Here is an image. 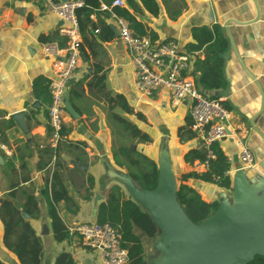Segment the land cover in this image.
Here are the masks:
<instances>
[{
	"label": "crops",
	"instance_id": "0c3cea01",
	"mask_svg": "<svg viewBox=\"0 0 264 264\" xmlns=\"http://www.w3.org/2000/svg\"><path fill=\"white\" fill-rule=\"evenodd\" d=\"M136 1L137 10L130 8L126 0L122 7L130 10L146 35L159 41L177 40L180 51L190 56L191 67L195 57L204 58L203 51L189 54L186 50L187 43L193 41L194 27L219 24L225 31L226 22H243L229 23L233 43L230 42L225 54L227 87L212 93L229 103L231 132L252 150L255 168H244L235 136H230L220 144L229 161L232 189L199 178L184 181L206 202L225 200L233 204L234 179L239 172L246 173L251 186L264 178V0H255L256 4L253 0H157L158 16L150 14L140 0ZM113 7L91 14L94 23L110 27L113 37L103 40L98 29L87 33L86 41L82 37L81 60L66 93L78 117L65 109L63 138L53 148L48 124L50 95L48 92V96L37 97L33 83L38 77L50 82L66 56L67 37L60 32L63 22L47 11L45 0H0V132L8 149L0 148V204L8 198L21 207L26 202V193L34 192L39 214L30 217L23 213V216H27L24 218L41 240L42 264H54L62 252H70L76 264H103L97 250L85 247L78 238L56 239L42 190L59 158L67 164L64 176L73 200L71 208L78 207L74 213L65 201L58 203V213L65 226L96 221L99 205L108 202L112 188L125 189L115 175L127 171L115 159V149L119 148L122 137H119L121 127L114 114L133 122L152 138L151 143L133 139L135 149L156 162L162 150L168 151L178 183L184 174L203 171L199 161H185L191 149L203 145L201 139L179 136V129L191 118V101L174 105L166 88L153 96L137 90L129 51L114 31L119 30V24L113 16H118ZM104 35L110 33L105 29ZM50 41L59 43L60 56L53 58L43 54V43ZM100 75L104 79L103 88L99 84ZM119 96L127 102L130 113L119 107V99L116 100ZM18 112L24 114V128L12 117ZM11 192H14L12 196ZM134 231L145 247L146 262L157 260L160 252L154 243L159 234L150 238L137 227ZM3 236L0 218V260L5 264H21L15 253L5 246Z\"/></svg>",
	"mask_w": 264,
	"mask_h": 264
},
{
	"label": "trees",
	"instance_id": "16d2710c",
	"mask_svg": "<svg viewBox=\"0 0 264 264\" xmlns=\"http://www.w3.org/2000/svg\"><path fill=\"white\" fill-rule=\"evenodd\" d=\"M84 6L77 10L80 30L83 40L86 41V34L91 30H99L100 37L111 39L113 37L110 27L94 23L91 20V14L99 10L102 3L111 4L113 0H83ZM130 8L137 10L138 3L136 0H126ZM143 7L152 15L160 14V5L157 0H140ZM118 16L125 18L129 26L137 34L145 35L143 26L136 20L134 15L126 7L114 6L112 8ZM103 26V27H102ZM105 29L110 35H104ZM193 41L187 43V52L193 53L203 51L204 58L195 57L191 73L195 77L197 89L207 98H219L212 92L222 90L227 87L225 76V54L230 49V41L224 29L219 24L210 26H196L192 29ZM154 38V36L152 37ZM83 46V44H82ZM81 46V50L82 47ZM101 88L104 87L103 76L98 77ZM48 81L43 77L34 80L33 88L37 97L48 96ZM77 94V93H76ZM119 99V107L126 113L131 110L122 96ZM225 106L231 110L229 103L224 102ZM115 119L119 122L121 130L119 137L127 140L137 139L140 143H151L152 138L142 131L136 124L129 121L121 115L114 114ZM192 118V117H191ZM189 118L187 123L179 129V136L188 135L195 137L196 133L192 129L193 120ZM213 150L216 158L211 160L210 169L203 173L189 172L180 177V183L177 188V200L183 207L187 216L194 223H201L204 219L214 213L219 207V202H206L201 194L193 187L184 183L189 178H199L207 182H214L225 189H232V181L228 174L229 161L223 151L220 142L213 144ZM51 152L55 149L49 148ZM53 149V150H52ZM47 153V151L45 150ZM49 152V151H48ZM53 154V153H52ZM206 158V151L202 145L199 148L191 149L185 155L187 162H202ZM115 159L120 166L128 167V174L132 177L135 184L141 189H154L159 178L158 163L149 158L144 153L134 147L119 145L115 149ZM47 164V162L45 163ZM44 164V166H45ZM67 167L66 162L56 158L55 168L51 178H47L43 195L47 199L49 215L52 220L54 235L58 241H64L72 237L67 230L62 218L58 213V203L65 201L67 207L74 213L77 212L76 206L73 210L69 191L65 184L64 171ZM219 178V180H217ZM92 181V180H91ZM14 192H11V196ZM23 213L30 217L39 214V204L33 191L26 193V202L20 207L14 204L10 199H4L0 204V218L4 226L3 242L18 257L21 264H42V243L36 235L29 220L25 219ZM96 222H110L120 226L123 246L128 250L127 264H145L146 252L145 247L134 228L141 229L148 237L154 238L160 230L152 219L150 213L145 210L138 202L128 196L127 192L120 186L113 187L112 193L107 203H101L97 214ZM0 264H5L0 260ZM54 264H76L73 255L70 252H62ZM249 264H264V257L257 256Z\"/></svg>",
	"mask_w": 264,
	"mask_h": 264
},
{
	"label": "built area",
	"instance_id": "2783aa9c",
	"mask_svg": "<svg viewBox=\"0 0 264 264\" xmlns=\"http://www.w3.org/2000/svg\"><path fill=\"white\" fill-rule=\"evenodd\" d=\"M124 3V0H114L111 5L102 4L100 9L110 10L112 6L122 7ZM45 4L48 12L62 20L60 32L67 37L66 56L48 85L50 145L56 148L63 138L64 96L81 60L82 34L77 10L85 4L83 0H45ZM113 16L118 20L120 38L131 57L137 90L147 96H153L161 88H166L174 105L184 100L191 101L192 128L206 151L205 160L199 162L203 168L201 173L208 171L210 161L216 158L213 144L235 136L229 126L231 110L225 106L222 98H207L197 89L191 74V58L180 51L177 40L159 41L150 35H139L131 30L126 19L115 14ZM42 51L46 57L55 58L60 56L62 48L57 41H50L43 43ZM234 142L239 147V158L244 168H255L254 153L246 142L238 136H235ZM0 148L8 151L2 142L1 132ZM67 230L71 236L78 238L82 245L97 250L103 264L128 263V250L123 246L120 226L110 222H80L68 225Z\"/></svg>",
	"mask_w": 264,
	"mask_h": 264
},
{
	"label": "water",
	"instance_id": "95a60500",
	"mask_svg": "<svg viewBox=\"0 0 264 264\" xmlns=\"http://www.w3.org/2000/svg\"><path fill=\"white\" fill-rule=\"evenodd\" d=\"M230 22H243L225 23L232 44ZM114 31L120 35L118 29ZM64 104L77 118L67 94ZM12 117L24 128L23 112ZM157 163L159 178L154 189L139 188L127 173L115 174L128 196L150 213L160 230L154 243L160 256L145 264H249L257 256L264 257V178L251 186L246 173L239 172L234 179V203L222 200L214 213L194 223L177 200L179 183L167 150H162Z\"/></svg>",
	"mask_w": 264,
	"mask_h": 264
},
{
	"label": "rangeland",
	"instance_id": "374dc122",
	"mask_svg": "<svg viewBox=\"0 0 264 264\" xmlns=\"http://www.w3.org/2000/svg\"><path fill=\"white\" fill-rule=\"evenodd\" d=\"M135 144H136V141L133 139L127 140V139L122 138L119 140V145L128 146V147H135L136 146ZM122 168L125 169V171H127V173H128V167L126 165L122 166ZM124 173H126V172H124ZM123 187H124V185H123ZM124 190L126 191V189H124Z\"/></svg>",
	"mask_w": 264,
	"mask_h": 264
}]
</instances>
